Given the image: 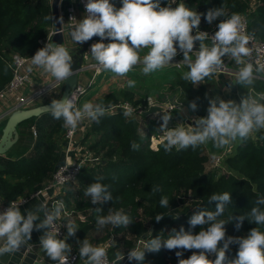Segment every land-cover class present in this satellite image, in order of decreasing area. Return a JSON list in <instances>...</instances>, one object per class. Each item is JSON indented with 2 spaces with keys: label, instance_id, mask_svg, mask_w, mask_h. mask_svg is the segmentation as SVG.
I'll return each mask as SVG.
<instances>
[{
  "label": "clouds",
  "instance_id": "clouds-1",
  "mask_svg": "<svg viewBox=\"0 0 264 264\" xmlns=\"http://www.w3.org/2000/svg\"><path fill=\"white\" fill-rule=\"evenodd\" d=\"M175 2L166 0V6H161V0H120L121 6L117 8L110 0H86L82 18H70L77 22L69 27V37L75 44H83L98 37L100 42L91 44L88 58L95 63L97 74L110 72L113 78H126L138 65L142 66L143 75H149L176 64L187 67L188 71L181 78L196 86L206 78L223 72L226 68L224 58L228 57L237 65H243L235 73L236 83L252 85L255 79H262L264 65H254L249 59L253 49L248 45L254 34L242 31V20L238 14L228 16L222 5L200 13L184 3L172 7ZM202 16L208 25L218 21L213 34L200 30ZM44 19L52 21L53 17L49 15ZM105 40L109 42L104 43ZM197 44L198 50L194 51ZM145 49L146 54L141 56L140 53ZM71 52L63 44L47 42L30 58L31 66L27 71L32 72L34 66L50 74L56 82H65L74 75ZM178 54H182V60L172 63ZM8 67H5V72ZM126 86L132 89L136 81L126 79ZM77 95L75 91L69 98L53 99L47 108L52 117L62 120L63 127L71 133H75L85 119L99 124L100 119L107 114L106 106L100 103L87 101L77 106ZM189 108L195 111L196 102H189ZM134 111L131 105H125L123 115L132 117ZM206 112V116L196 118L193 124L185 127L181 123L174 128L168 127L170 112L160 114L162 123L159 131L162 133L164 151L170 152L174 148L177 151L194 150L209 142L219 149L234 142L244 143L250 138L255 139L254 134L264 130V92H258L255 97H242L239 103L219 97L210 98ZM260 139H264V136ZM130 148L138 151L140 145L132 141ZM103 179V176L97 177V181L84 192L86 197L91 198L92 204L113 199L108 190L110 186L100 182ZM159 191V185L151 189L153 194ZM211 202H215V210H201L193 214L188 221L189 231H185L183 226L179 231L172 229L167 239L158 235L153 238L149 233L152 238L142 241L140 247L128 250L127 260L144 264L146 251L157 253L165 248L175 250L177 264H264V232L254 227L246 237H233L226 235L225 228V224L232 221H235L236 230L246 220L250 224L264 225V210L260 207L264 205V196L256 199V206L249 213L238 216L231 214L227 221L218 218L224 215L226 206L232 202L230 193L213 194L209 198ZM21 203L11 201L6 209L0 211V256L19 252L29 244L33 231L43 230L39 245L47 258L54 264H68L72 246L66 243V238H58L59 229L55 227L64 208L63 202L45 213L43 219L37 215V211L45 206L42 205L37 211H22ZM159 204L162 208L168 207V197L162 196ZM96 211L100 212L101 209L97 208ZM162 218L163 214L155 216L157 222ZM131 223L130 216L122 210L96 217L98 229L107 225L127 228ZM197 226L200 230L193 234L191 229ZM66 228L67 237L76 234L75 222H68ZM230 245H238L236 258L232 260L226 256ZM185 251H191V255L181 259ZM78 255L84 264H108L107 250L93 246L87 239L80 243ZM209 255H214L215 259L210 260ZM124 257L123 251H116L113 264H120Z\"/></svg>",
  "mask_w": 264,
  "mask_h": 264
},
{
  "label": "trees",
  "instance_id": "trees-1",
  "mask_svg": "<svg viewBox=\"0 0 264 264\" xmlns=\"http://www.w3.org/2000/svg\"><path fill=\"white\" fill-rule=\"evenodd\" d=\"M115 2L121 6L120 0ZM177 3H184L200 13L221 5L228 16L244 13L247 16L249 32L264 42V0H176L173 7ZM161 6H166V0H161ZM49 15L51 12L48 0H0V90L12 79L11 68L8 67L7 72L4 71L5 67L9 66L8 55L13 53L23 58H31L42 47L40 42L47 38L51 30L52 21L44 19ZM217 22L213 21L212 25H208L202 16L200 30H211ZM178 87L183 105L189 107V102L195 101L197 109L193 111L194 115L197 118L206 116L210 99L207 96V88L193 86L181 80ZM122 96L123 100L134 108L141 105L140 108L145 110L148 107L147 101H134L129 93ZM109 102H102L107 109ZM159 118L160 115L152 120L141 113L134 117H124L120 111L107 112L99 124H90L84 140L93 139L87 149L99 158V163L96 166L83 167L77 183L68 186L64 198L67 204L76 210L79 230L72 238L67 239L66 243L72 246L73 243L81 241L88 232L95 231L98 215L104 216L111 211L122 210L130 216L132 223L127 228H113L107 225L103 230L106 235L111 230L114 237L119 238L118 244L123 243L129 250L135 248L141 238L149 240L158 235L167 239L172 229L179 231L181 226L185 231H189L188 221L193 214L201 210H215V202L209 203L213 194L228 191L232 197L224 215L218 218L225 221L231 214L238 216L249 213L251 208L256 206V199L264 196V139H260L264 136V130L255 133V139L237 143L234 151L221 159L223 167H219L215 165L214 158L221 154H217L213 145H201L194 150L189 148L177 151L174 148L170 152L164 151L162 141L154 146L152 138H162L159 131L162 120ZM44 119L46 122H42V126L47 125L43 135L44 142L40 141L38 144L42 149L35 150L37 144H34L29 154L18 161L23 164V170L18 175L21 174L24 180L12 186L2 178L6 173L12 175V170H0V196L7 201L23 195L25 189L29 193L34 192L42 183L51 179L57 168L60 150L55 138L64 135L66 130L62 120H56L50 113H46L22 122L17 129H30L36 121ZM4 125L5 121L0 125L1 129ZM42 126L39 131L44 128ZM132 141L140 145L138 151L131 150ZM5 163L7 167L14 162L7 160ZM99 176L104 177L101 183L110 186L108 190L113 199L92 204L91 198L86 197L84 192ZM156 185H159L161 191L153 194L151 189ZM162 196L169 199L166 208L160 207L159 200ZM188 196L196 199L189 208L185 206ZM260 207L264 210V205ZM97 208L101 211L97 212ZM158 214H163L159 222L155 219ZM81 217L84 218L83 221ZM234 224L235 221L225 224L232 236H247L249 230L254 227L264 232V225L250 224L247 220L239 230L235 229ZM199 230V226L191 229L193 234ZM103 238L105 240L106 236ZM237 250L229 249L227 258L235 259ZM110 251L111 249L108 250L109 255ZM159 252L165 264H177L175 250L161 248ZM190 255L191 251H185L181 259H187ZM209 259L214 260L215 256ZM125 264L136 262L127 260Z\"/></svg>",
  "mask_w": 264,
  "mask_h": 264
},
{
  "label": "crops",
  "instance_id": "crops-1",
  "mask_svg": "<svg viewBox=\"0 0 264 264\" xmlns=\"http://www.w3.org/2000/svg\"><path fill=\"white\" fill-rule=\"evenodd\" d=\"M114 0V5L119 8V3L115 2ZM72 9L74 16L77 18V20L81 19L83 16V13L81 11V8L77 2V0H61L59 4V10H60V18H61V24L64 29V35H65V40L67 44H73L75 46H80L81 44H75L71 41L68 33L69 29V22H70V15L68 14V10ZM65 18V19H64ZM51 29L53 27L51 26ZM147 49L143 50L140 55L143 56L146 54ZM194 58V56H193ZM31 66V61L26 65L25 70L27 71L28 67ZM142 66H136L134 69L127 74L126 78H113V74L110 72H100V74L95 73L94 69H91L88 72H84L79 74V79H78V89L83 90L82 94L77 95V106H82L84 102L90 101L94 104L100 103L103 104L106 101L109 102V106L111 107L114 104H120L121 102H126L123 100L122 94L124 93H129L134 101H147L150 99V102L152 104H158L160 106H164L166 108L173 107V109L170 110V113H174V116H171V119L168 123L169 128H174L178 124L184 123V125L187 126L189 124V119L190 121H194L197 117L194 115V112L188 107L183 105L181 101V91L180 88L178 87V82L185 81L181 77L184 72L188 71L186 66H183L181 69H176L173 66H167L163 69L157 70L156 72H153L149 75H143L141 71ZM239 68V67H238ZM237 69V68H234ZM31 74V81L32 84L28 86L26 89H24V92L31 93L35 88L37 89L50 86L52 84H56L57 86L53 91L46 96L38 99L33 107L40 106L43 104L51 103V100L53 99H59L62 89H63V84L62 82H56L54 78L50 76V74L44 73L42 69L36 68L33 66L32 72H29ZM227 75L224 74H216L212 78H206L205 81L201 82L199 85L196 86H205L207 88V96L209 98H214L215 93L219 92L217 87H220L221 84L223 83V80L225 79L224 77ZM235 77V76H234ZM236 78V77H235ZM126 79H134L136 81V86L132 89H129L126 86ZM187 83L191 84L190 82L186 81ZM192 85V84H191ZM194 86V85H193ZM222 87V86H221ZM261 88V89H260ZM256 90L257 92L264 91V79H255L254 83L252 86L248 87L249 93L250 90ZM78 93V92H77ZM239 98H236V102H239ZM103 102V103H102ZM114 102V103H113ZM148 102V101H147ZM149 104V103H148ZM104 105V104H103ZM16 96L9 95L4 101H0V118L6 114L7 112L11 111L14 107H16ZM141 106V105H140ZM138 106V108H140ZM149 106V105H148ZM146 110V109H145ZM162 114V113H161ZM160 115V114H159ZM158 115V116H159ZM158 116H151L150 119L155 120ZM184 116H187L184 118ZM196 117V118H195ZM195 118V119H194ZM184 120V121H183ZM46 122V119L44 120H39L36 121L35 124L29 128H22V129H17L18 130V141H21L20 143L18 142L15 144L5 155L0 156V170L3 171L6 170L9 171L10 169L12 170V175H3V179L6 180L10 185H16L17 183H20L24 180V177L20 174L18 175L19 172H22L23 170V164L18 162L20 159L24 158L29 152L33 149L34 144H37V150L38 144L40 141L44 142L43 135L45 132V129L47 125L42 126L39 125V123ZM48 123V121H47ZM92 122L85 119L84 121L81 122V124L85 125L88 124L90 125ZM42 128L40 131L38 130L40 127ZM36 127V137H34L31 131V128ZM38 131V132H37ZM65 132V131H64ZM0 135H1V127H0ZM38 135V136H37ZM83 139L80 140V137H78V141L80 140V145L81 149L84 146H88L93 139L92 138H87L86 140ZM63 134L62 136L55 138V141L58 144V148L60 150V158L58 160V163L56 164V167L59 165L64 164L65 162V156L63 154V147H64V141H63ZM209 145H212L209 143ZM42 149V147L40 148ZM208 150V149H207ZM229 152H232V149L229 148ZM83 153L87 152L90 154V151L85 147L82 150ZM9 160L10 162H17V164L11 163L6 167V161ZM18 175V176H17ZM48 181L44 182L41 184V186L36 189L35 191L41 189L44 184H46ZM67 190L68 186L63 190L64 196L67 195ZM34 191V192H35ZM33 192L29 193L27 192V189L23 192V195L16 197L13 200H21L22 197H28L27 201L25 203H21L20 207L22 211H37V209L41 208L42 200L41 198H30V195ZM13 200H5L0 196V202L2 203H8ZM66 202V201H65ZM67 204V202H66ZM68 208H70V212L72 213L71 216H68V218L65 217L66 223L68 222H75L77 225V230L76 234L78 233V218L76 216V210L69 206L67 204ZM37 215L40 216L41 219L44 218L43 216V211H37ZM39 221H37L38 223ZM109 234L106 235V232L101 229H96L95 231H90L88 232L84 238L81 241H77L73 243L72 245V252H79V247L80 243L84 240L87 239L93 246H101L102 244L105 243H110V247L108 248L111 249L110 255L112 258H110L112 261H115V253L116 251L120 250L123 251L124 254L126 255L128 250L126 249L125 245L122 243L121 245L118 244V239L117 237H114V235L110 232ZM43 234V230L41 231H33L32 233V239L28 244V247H33L35 249V252L39 255V258L44 262V264H49L52 263L43 250L41 249L39 245V237ZM106 236V239L103 240ZM73 237V236H72ZM72 237H66V240ZM152 253H149L146 251L145 257L150 255ZM79 256V255H78ZM123 263V260L120 262V264ZM77 264H84V261L79 258Z\"/></svg>",
  "mask_w": 264,
  "mask_h": 264
},
{
  "label": "built area",
  "instance_id": "built-area-1",
  "mask_svg": "<svg viewBox=\"0 0 264 264\" xmlns=\"http://www.w3.org/2000/svg\"><path fill=\"white\" fill-rule=\"evenodd\" d=\"M48 1L50 3L52 0H48ZM77 2L81 8L83 15H84L85 14L84 4L86 3V0H77ZM174 4L175 3L172 4V7ZM68 12H69L68 14L70 15V18H73V17L76 18L73 14L72 9L68 10ZM239 16L241 17V20H242V31H244L246 33H250L248 30V23H247L246 14H239ZM76 19H70L69 27L72 24L77 22ZM201 31H203V30H201ZM215 31H216V26H214L211 30H208L206 32H208L211 35ZM52 35H53V29L50 30L47 38L40 42L42 47H44L47 42H50ZM96 42H100L99 39L93 43H96ZM248 46L252 47V49H253L252 56L249 59L254 63V65H257V66L258 65H264V42H262L261 40L254 37ZM194 47H198V44L195 45ZM181 60H182V54H178L174 58L172 63H179ZM7 61H8V65L10 66V68L12 70V79L2 90H0V101H4L7 98V96H9V95H11V96L15 95L16 96V105L21 104L23 106V108H32L34 106V103L38 99H40V98L46 96L47 94L51 93L53 91V89H55V87L57 86L56 84H52L50 86H46V87H42V88H39V87L37 89L35 88V90H33L31 93L24 92V89H26L28 86H30L32 84L31 74L25 70L26 65L31 61L30 58H28V59L23 58L17 54L12 53V54L8 55ZM224 61L226 64V68L223 72H220V74H224L227 76H230V75L235 76V73L238 72L240 67L237 69L230 67L228 64L230 62H233L234 60H231L228 57H225ZM170 66H173L176 69H181L184 65L178 66L176 64H172ZM92 69H94L95 73L97 72L96 65H94ZM75 91L78 92V94L83 93V92H80L78 88ZM261 92H264V91H261ZM257 93L258 92H254L251 89L249 96L255 97ZM147 101L149 103L148 105L152 104L150 102V99H148ZM125 105H130V104L125 103V102H121L120 104H114L107 109V112H119V111L124 112ZM131 107L135 110L133 112L132 117H134L137 113H141V111H143L141 108H134L133 106H131ZM14 108L11 111L4 114L0 118V123L3 121L4 118L7 117L8 114H10L14 110ZM168 109L171 110V109H173V107H169ZM193 122L194 121L192 120L191 123H193ZM88 128H90V125H88V124L83 125L81 123L78 125V128H77L75 133H71L66 128L64 135H63V138H64L63 139V141H64L63 154L65 156L64 164L59 165L54 170V172L51 176V179L46 184H44V186L41 189L33 192L30 195V198H34V197L41 198V200H42L41 206L42 205L45 206L42 209L43 216L45 215V213L52 211L55 208V206L57 205V203H59L61 201L63 202L64 208L61 211V216L55 222V227L59 229L58 238H61V239L67 237V228H66L67 223L65 221V217L68 218V216H71V214H72L70 212V208H68V206L65 202V198H64L65 196H64L63 190L67 186L74 185L77 183L79 173H80L81 169L83 167H85L87 162H91V161L99 162L98 157H95L91 152H90V154L87 152L83 153L82 150L84 147L81 149L80 140L83 139ZM31 131H32V135L34 137H36L37 133H36L35 128H31ZM78 137H80L79 141L77 139ZM152 141H153V145L155 144V142H157V144H159L162 141V138H160V139L152 138ZM157 144L155 146H157ZM224 156H225V152H223L221 155L215 157L214 158L215 165H218ZM27 198L28 197H22L21 200H18V201L13 200V201L17 202L18 204L22 202V204H23L27 201ZM9 203L10 202H8V203L0 202V211H3L4 209H6L9 205ZM80 219H81V221L84 220L83 217H81ZM142 241H147V239L141 238L140 240H138L136 247H140ZM99 247H103L107 250L108 264H113L114 261H112L110 259V256L108 253V248L110 247V243L102 244ZM29 249L31 251H35V249L31 246L29 247ZM212 256L209 255L208 258H210ZM78 260H79V256H78L77 252H71L68 264H77ZM126 261H127V254L124 257L122 264H125ZM49 264H54V262L49 263Z\"/></svg>",
  "mask_w": 264,
  "mask_h": 264
},
{
  "label": "water",
  "instance_id": "water-1",
  "mask_svg": "<svg viewBox=\"0 0 264 264\" xmlns=\"http://www.w3.org/2000/svg\"><path fill=\"white\" fill-rule=\"evenodd\" d=\"M61 0H52L50 2V12L53 17L52 27L53 33L50 42L55 44H63V46L70 49L73 55L72 69L74 75L68 78L63 84V89L59 99L63 100L69 98L71 94L78 88L79 74L90 71L95 65L88 58V52L93 42L98 40V37H93L88 42L75 46L73 44H67L64 35V29L61 24L59 4ZM198 50V47H194V51ZM264 79V74H261ZM50 103L43 104L32 108H23L21 104H18L14 110L7 115L6 118L0 123L5 121V125L1 129L0 135V156L5 155L17 142H18V130L17 127L24 121L32 118H38L43 114L50 113L48 107ZM163 112H170V110L164 106L158 104H150L146 110L141 111V115L144 117L158 116ZM152 232V228H150ZM0 264H44L39 258V255L35 251H31L27 246L22 247L21 250L13 255L0 256Z\"/></svg>",
  "mask_w": 264,
  "mask_h": 264
},
{
  "label": "rangeland",
  "instance_id": "rangeland-1",
  "mask_svg": "<svg viewBox=\"0 0 264 264\" xmlns=\"http://www.w3.org/2000/svg\"><path fill=\"white\" fill-rule=\"evenodd\" d=\"M241 14H244V13H241ZM228 65L230 67H232V68H238V67H242L243 66V65H237L235 61L230 62ZM224 78L225 79L223 80V83L221 84L222 87L221 86L217 87L219 92L215 93V97H219L220 99H223V100H234V101H236L237 97H240L239 98V101H240V99L242 97L249 96L248 87L252 86V85H246V84L242 85V84L236 83L235 77L231 76V75L230 76H225ZM253 91L257 92L256 90H253ZM237 103H239V102L237 101ZM170 114H171V116L175 115L174 113H170ZM185 117H187V116H184V118ZM189 124H193V123H191L190 119H189ZM39 125H42V123H39ZM184 126L187 127L186 125H184ZM209 143L212 144L211 142H209ZM209 143H207L206 145H209ZM237 143L238 142L231 143L228 146H225L224 148H219V149L215 148V147L214 148H215V151L217 152V154H219V153L222 154L223 152H225V155H229V154H231L234 151V146ZM156 144H157V142H155L154 146ZM84 147H85V149L87 148V146H84ZM229 148L232 149L231 153L229 152L230 151ZM98 163L99 162H94V161L87 162L85 167L96 166ZM218 166L219 167H223L221 161L218 164ZM195 200L196 199L192 198V196H188L187 197V204L185 206H187L188 208L191 207ZM225 228H226V235L227 236H232L233 234L230 231H228V228L226 226H225ZM233 237H241V236H233ZM244 237H246V236L244 235ZM231 248H237L238 249V245H230L229 249H231ZM210 256H212V255H210ZM144 264H165V261H164V258L161 256L160 252H157V253H152V254L146 256L145 260H144Z\"/></svg>",
  "mask_w": 264,
  "mask_h": 264
}]
</instances>
